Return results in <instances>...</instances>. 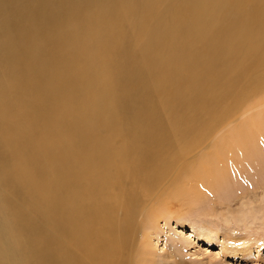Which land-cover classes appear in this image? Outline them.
<instances>
[{"label":"rangeland","instance_id":"rangeland-1","mask_svg":"<svg viewBox=\"0 0 264 264\" xmlns=\"http://www.w3.org/2000/svg\"><path fill=\"white\" fill-rule=\"evenodd\" d=\"M196 1L0 0V193L21 217L17 233L30 264L89 258L91 243L78 240L100 238V160L121 187L143 190L130 246L157 210L151 264H264V131L252 156L231 155L233 176L218 188L199 180L197 198L173 193L196 180L197 161L219 149L224 134L264 112V79L238 66L224 70L237 71L238 83L213 108L221 82L209 75L225 65L229 48L204 28L220 11L223 38L241 29L260 35L264 0ZM194 20L209 34L200 32L201 43L183 38L182 26ZM196 132L205 142L184 149L180 140ZM126 158L138 168L117 174Z\"/></svg>","mask_w":264,"mask_h":264},{"label":"bare ground","instance_id":"bare-ground-1","mask_svg":"<svg viewBox=\"0 0 264 264\" xmlns=\"http://www.w3.org/2000/svg\"><path fill=\"white\" fill-rule=\"evenodd\" d=\"M196 3L206 6L207 0H197ZM251 14L257 15V9L253 8ZM223 18L224 16L218 11L210 15V20H207L204 26V28L213 30L218 40L217 46L229 48V52L228 49H225L226 47L223 48L226 53L228 52L225 58V65H217L214 73L209 75L210 79L214 78L212 83L221 82V87L211 96L213 108L220 107L228 99L232 92L231 89L238 83L239 76L235 74L237 71L228 74L224 72L225 69L231 66H238L247 75L253 68L254 72L258 74V79L260 81L264 79V33L259 35V32L254 33L249 29H241L239 36L234 37L228 34L227 39H225L223 38L224 32L218 25ZM200 28L201 26L195 20L187 26H182L184 30L183 38L201 43L203 39L200 37ZM201 34L206 39L209 36L207 33L201 32ZM247 39L251 40L248 48L243 50L236 45ZM154 50L157 51V49ZM214 54L218 55V51H215ZM241 56L242 60L239 59ZM146 76L147 74L141 76L142 83H146ZM160 90L165 92L162 88ZM87 112L88 109L78 114H86ZM73 118L76 120V116ZM254 118H256V125H254ZM254 118L251 123L253 125H243L224 134L226 141L222 138L217 142L219 149L212 150L210 154L197 161L198 164L194 170L195 173H193L196 180L193 182L190 179L191 182L189 179H185V183L181 182L183 185L180 184L179 189L175 188L173 190V193L177 194L174 195L179 199L183 196L186 198H197L203 185L202 182L198 183L199 180L208 181V187L214 189L216 187L215 183L220 185V180H226L233 176L236 163L232 160L231 155L235 156L238 152L239 156V154L243 153L242 151H245L252 156L254 154L253 148L259 142V134L264 131L262 123L264 112L254 115ZM184 127L194 128L191 125H185ZM51 132H53V128H51ZM154 134V131L151 130L147 135L155 137ZM201 138H204L205 142L206 134L196 132L190 135L188 139L180 140V144L184 149L195 150L202 145L200 142ZM207 144L205 143L204 146ZM223 148H226V151ZM136 151L143 152V149L137 148ZM224 155L225 158L223 157ZM138 166L139 163L136 160L126 158L117 174L121 172L125 176L129 171L136 170ZM117 178L121 177L117 176ZM117 178L109 171L108 164L102 165L100 160V194L96 196V199L100 200V238L83 235L78 240L79 243H91L88 252L89 258L81 257V264H94L98 260H100V264H151L152 262L153 253L150 248L151 243L148 232L149 229L151 232H155L151 225L153 219H157V210L154 214L147 215L146 219L141 222L142 227L138 234V244L130 246L132 244L125 240L130 228L129 220H135L140 206L139 203L144 195L140 185L135 187L134 190L126 189L119 185L120 182ZM144 181L146 182V179ZM130 184L134 186L136 182H131ZM117 209L124 211L123 217L119 218L116 216L115 212ZM162 210H166V208H162ZM20 223L21 217L17 213L12 216V212L8 210L6 201L0 193V264H30L26 251H23V248L29 244L27 242L23 243L20 234L17 233Z\"/></svg>","mask_w":264,"mask_h":264}]
</instances>
